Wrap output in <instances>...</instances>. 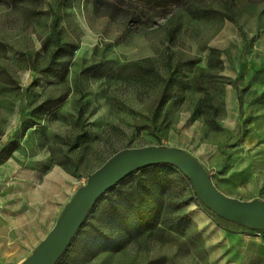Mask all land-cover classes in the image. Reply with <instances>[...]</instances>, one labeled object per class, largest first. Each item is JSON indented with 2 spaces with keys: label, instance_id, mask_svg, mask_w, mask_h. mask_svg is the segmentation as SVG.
I'll return each mask as SVG.
<instances>
[{
  "label": "rangeland",
  "instance_id": "obj_1",
  "mask_svg": "<svg viewBox=\"0 0 264 264\" xmlns=\"http://www.w3.org/2000/svg\"><path fill=\"white\" fill-rule=\"evenodd\" d=\"M227 15V0H0V264L32 255L126 148L177 147L225 194L264 200V0ZM185 178L156 230L94 254L99 232L121 237L106 193L58 264H264L263 238Z\"/></svg>",
  "mask_w": 264,
  "mask_h": 264
},
{
  "label": "water",
  "instance_id": "obj_2",
  "mask_svg": "<svg viewBox=\"0 0 264 264\" xmlns=\"http://www.w3.org/2000/svg\"><path fill=\"white\" fill-rule=\"evenodd\" d=\"M157 164H170L179 169L191 181L199 200L213 213L248 229L264 231V200H241L225 194L194 156L177 147H133L116 152L88 177L33 254L20 264H56L109 189L131 173Z\"/></svg>",
  "mask_w": 264,
  "mask_h": 264
},
{
  "label": "trees",
  "instance_id": "obj_3",
  "mask_svg": "<svg viewBox=\"0 0 264 264\" xmlns=\"http://www.w3.org/2000/svg\"><path fill=\"white\" fill-rule=\"evenodd\" d=\"M234 5L235 0H227V9L230 12L227 16L232 21L235 20ZM56 38L59 43V37ZM62 52H64L63 47L58 45L53 51L51 64L44 71L46 74H58L60 61H57L56 57ZM53 106L52 99H48L40 104L39 108L49 110ZM184 179H186L185 175L173 165L157 164L131 173L109 189L107 193L116 191V199L111 202L109 214L113 223L120 229L121 237L115 238L110 234L99 232L93 240L94 254L119 252L141 235L156 230L162 221L169 196L178 182ZM103 197L104 195L100 199Z\"/></svg>",
  "mask_w": 264,
  "mask_h": 264
},
{
  "label": "built area",
  "instance_id": "obj_4",
  "mask_svg": "<svg viewBox=\"0 0 264 264\" xmlns=\"http://www.w3.org/2000/svg\"><path fill=\"white\" fill-rule=\"evenodd\" d=\"M254 231H255V233H256L257 236L262 237L263 240H264V231L257 230V229H254Z\"/></svg>",
  "mask_w": 264,
  "mask_h": 264
},
{
  "label": "crops",
  "instance_id": "obj_5",
  "mask_svg": "<svg viewBox=\"0 0 264 264\" xmlns=\"http://www.w3.org/2000/svg\"><path fill=\"white\" fill-rule=\"evenodd\" d=\"M233 102H234V100H232V104H233ZM236 106H237V108H238V100H237Z\"/></svg>",
  "mask_w": 264,
  "mask_h": 264
}]
</instances>
